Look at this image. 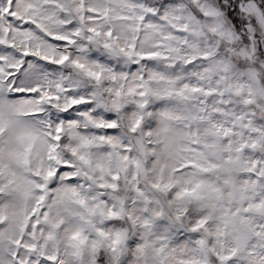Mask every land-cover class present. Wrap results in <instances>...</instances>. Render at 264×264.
<instances>
[{
  "label": "snow or ice",
  "instance_id": "6c2138e0",
  "mask_svg": "<svg viewBox=\"0 0 264 264\" xmlns=\"http://www.w3.org/2000/svg\"><path fill=\"white\" fill-rule=\"evenodd\" d=\"M0 264H264V0H0Z\"/></svg>",
  "mask_w": 264,
  "mask_h": 264
}]
</instances>
